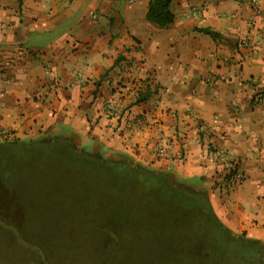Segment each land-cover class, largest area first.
<instances>
[{
  "label": "crops",
  "instance_id": "crops-1",
  "mask_svg": "<svg viewBox=\"0 0 264 264\" xmlns=\"http://www.w3.org/2000/svg\"><path fill=\"white\" fill-rule=\"evenodd\" d=\"M149 2L0 0V134H77L172 172L264 242V0H171L165 26Z\"/></svg>",
  "mask_w": 264,
  "mask_h": 264
},
{
  "label": "rangeland",
  "instance_id": "rangeland-1",
  "mask_svg": "<svg viewBox=\"0 0 264 264\" xmlns=\"http://www.w3.org/2000/svg\"><path fill=\"white\" fill-rule=\"evenodd\" d=\"M64 133L27 141L9 130L0 134V264H263L264 247L256 256L252 247L228 242H215V260L207 247L213 234L190 203L160 183L59 148L20 146L66 139ZM11 144L20 150L13 154ZM70 144L89 156L152 168L77 134Z\"/></svg>",
  "mask_w": 264,
  "mask_h": 264
},
{
  "label": "trees",
  "instance_id": "trees-1",
  "mask_svg": "<svg viewBox=\"0 0 264 264\" xmlns=\"http://www.w3.org/2000/svg\"><path fill=\"white\" fill-rule=\"evenodd\" d=\"M171 0H150L148 4V10L146 13V18L151 22L159 26H165L168 23H171L174 20V14L170 9ZM203 31L206 33H213L208 28H204ZM75 134L67 135L66 139H55L54 141L45 140L41 143L36 141V144H24L20 145L21 148L27 149L30 147H42L45 149H55L59 148L64 151V153H68L71 156H84L88 160L93 163L96 162L100 167H103L106 170H117L118 172H128L132 176L136 177L137 175L143 177V179H148L152 182L160 183L164 186L166 190L170 193H175L180 197V200H184L183 202L190 203L192 208L195 211V216L198 217L199 223L203 224L205 228L213 234V243H208L207 247L210 249L213 254V258L217 260L215 254V242L220 248H224L230 244V246H234V243L242 248L250 246L252 247L257 255L263 253L264 242H261L256 239L248 238L244 234H241L239 237H235L232 231H230L218 218L215 214L212 205L209 201L208 195L204 190H194L193 188L185 187L184 185L176 182L171 177L170 172L168 171H160L155 168H150L146 166H133L131 163L126 162L125 160L115 161L106 159L104 157H99L96 154L91 153L89 156L85 153L76 152L71 143V140ZM13 147L16 144H11ZM18 145V144H17ZM16 147V146H15ZM11 149L12 153H17L20 148ZM10 150V148L8 149ZM100 153V152H99ZM215 240V241H214ZM204 242V241H203ZM230 242V243H229ZM243 260L246 256L241 254V252L237 251L236 255ZM262 262L264 264V257L261 256ZM260 261V260H259ZM261 263V261H260ZM259 264V262L257 263Z\"/></svg>",
  "mask_w": 264,
  "mask_h": 264
},
{
  "label": "built area",
  "instance_id": "built-area-1",
  "mask_svg": "<svg viewBox=\"0 0 264 264\" xmlns=\"http://www.w3.org/2000/svg\"><path fill=\"white\" fill-rule=\"evenodd\" d=\"M106 108L111 112H118V106L112 105L111 103L107 102ZM126 125L130 124V121L125 122ZM161 148V147H159ZM215 159L222 167L224 172V176L231 178L234 181L241 180L243 178V172L239 168L238 163L235 160L228 159L225 152L223 150H216L215 151Z\"/></svg>",
  "mask_w": 264,
  "mask_h": 264
},
{
  "label": "water",
  "instance_id": "water-1",
  "mask_svg": "<svg viewBox=\"0 0 264 264\" xmlns=\"http://www.w3.org/2000/svg\"><path fill=\"white\" fill-rule=\"evenodd\" d=\"M134 166H136V165H134ZM235 235V234H234Z\"/></svg>",
  "mask_w": 264,
  "mask_h": 264
}]
</instances>
